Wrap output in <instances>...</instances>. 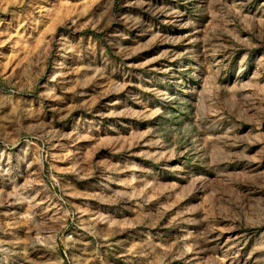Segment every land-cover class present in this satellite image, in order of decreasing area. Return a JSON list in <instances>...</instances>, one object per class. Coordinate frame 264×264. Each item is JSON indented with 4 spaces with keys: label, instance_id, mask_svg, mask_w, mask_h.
<instances>
[{
    "label": "rangeland",
    "instance_id": "374dc122",
    "mask_svg": "<svg viewBox=\"0 0 264 264\" xmlns=\"http://www.w3.org/2000/svg\"><path fill=\"white\" fill-rule=\"evenodd\" d=\"M0 264H264V0H0Z\"/></svg>",
    "mask_w": 264,
    "mask_h": 264
}]
</instances>
